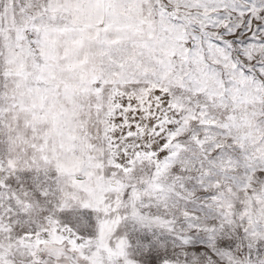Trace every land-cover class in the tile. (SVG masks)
<instances>
[{
	"label": "snow or ice",
	"instance_id": "snow-or-ice-1",
	"mask_svg": "<svg viewBox=\"0 0 264 264\" xmlns=\"http://www.w3.org/2000/svg\"><path fill=\"white\" fill-rule=\"evenodd\" d=\"M0 264H264V0H0Z\"/></svg>",
	"mask_w": 264,
	"mask_h": 264
}]
</instances>
